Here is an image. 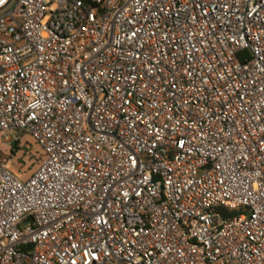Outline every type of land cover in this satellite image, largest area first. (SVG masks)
<instances>
[{
    "label": "built area",
    "instance_id": "1",
    "mask_svg": "<svg viewBox=\"0 0 264 264\" xmlns=\"http://www.w3.org/2000/svg\"><path fill=\"white\" fill-rule=\"evenodd\" d=\"M0 133V264H264V0H0Z\"/></svg>",
    "mask_w": 264,
    "mask_h": 264
},
{
    "label": "rangeland",
    "instance_id": "2",
    "mask_svg": "<svg viewBox=\"0 0 264 264\" xmlns=\"http://www.w3.org/2000/svg\"><path fill=\"white\" fill-rule=\"evenodd\" d=\"M3 137L4 133H0V165L27 181L42 161V149L30 135L23 136L17 148L14 145H6Z\"/></svg>",
    "mask_w": 264,
    "mask_h": 264
},
{
    "label": "trees",
    "instance_id": "3",
    "mask_svg": "<svg viewBox=\"0 0 264 264\" xmlns=\"http://www.w3.org/2000/svg\"><path fill=\"white\" fill-rule=\"evenodd\" d=\"M20 143H18V145H19ZM15 148H17V146L15 147ZM43 152V151H42ZM43 157H44V154H42V159H43ZM235 214V213H234Z\"/></svg>",
    "mask_w": 264,
    "mask_h": 264
},
{
    "label": "water",
    "instance_id": "4",
    "mask_svg": "<svg viewBox=\"0 0 264 264\" xmlns=\"http://www.w3.org/2000/svg\"><path fill=\"white\" fill-rule=\"evenodd\" d=\"M17 146V144H14V147H16Z\"/></svg>",
    "mask_w": 264,
    "mask_h": 264
}]
</instances>
